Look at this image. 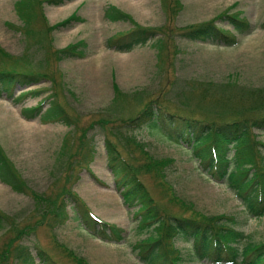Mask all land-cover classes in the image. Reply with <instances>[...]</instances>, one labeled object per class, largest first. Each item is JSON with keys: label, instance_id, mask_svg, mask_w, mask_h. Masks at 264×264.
Returning a JSON list of instances; mask_svg holds the SVG:
<instances>
[{"label": "rangeland", "instance_id": "1", "mask_svg": "<svg viewBox=\"0 0 264 264\" xmlns=\"http://www.w3.org/2000/svg\"><path fill=\"white\" fill-rule=\"evenodd\" d=\"M109 6L131 19L108 18ZM224 12L241 14L247 31L216 18ZM214 18L229 31L232 45L177 34ZM135 24L158 32L161 40L127 51L107 45ZM80 40L82 57H58L59 50ZM0 48L7 53L0 60L39 79L0 97V147L22 181L20 190L0 181V213L16 220L0 229V264H14L20 246L35 255L33 264H41L35 247L56 264H142L131 245L147 233L138 234L142 223L135 219V207L124 204L116 187L100 131L121 127L151 102L211 121L243 116L249 122L264 112V0H179V6L175 0H0ZM40 101V112L31 114L27 109ZM53 103L62 108L66 123L41 117ZM122 132L137 143L119 137L116 145L138 168L146 152L169 162L157 173L141 175L163 213L192 215L195 208L205 215L236 216L247 237L241 246L264 242V215L246 217L225 180L207 178L187 153L154 131ZM251 138L264 144L261 130L253 129ZM63 192H71L123 239L89 234L74 220L71 202L69 219L51 227L46 211ZM176 246L185 264H203L191 259L189 245Z\"/></svg>", "mask_w": 264, "mask_h": 264}, {"label": "trees", "instance_id": "2", "mask_svg": "<svg viewBox=\"0 0 264 264\" xmlns=\"http://www.w3.org/2000/svg\"><path fill=\"white\" fill-rule=\"evenodd\" d=\"M175 1L179 6V0ZM105 14L111 19H131L130 15L113 6H109ZM216 18L221 21L227 19L234 25L235 31L245 32L248 29L247 20L239 13L224 12ZM216 18L183 27L177 34L192 41H222L224 45H232L234 40H230L231 34L216 24ZM135 25L116 39L108 40L107 45L127 51L157 37L158 32ZM156 39L160 41L161 37ZM83 45V40L72 43L59 50L58 57H82ZM1 54L7 55L2 48ZM36 77V73L31 70L15 68L7 60L1 59L0 97L3 93L11 97L17 86L37 83L39 79ZM22 93L19 95L33 94L36 91ZM41 103L40 101V105L38 102L37 106L27 110L31 114H38ZM41 117L47 121L59 120L66 123L63 110L57 103L49 105ZM124 122L121 127H110L109 135L103 130L100 133L103 134L107 165L113 173L122 200L128 207H135V219L142 223V226H138V234L147 233V238L131 245L137 259L142 264H185L181 251L176 246L177 243H184L191 248V259L199 263L264 264V242H250L241 246L247 237L240 229L236 216L205 215L195 208L192 209V215L163 213L141 175L157 173L160 166L163 169L169 162L166 159L155 160L146 152L147 157L138 168L123 156L116 145L119 137H125V142H131L132 145L137 143L134 135L124 136L122 129L133 131L144 128L156 132L162 139L174 143L187 153L196 162V168L207 178L225 180L243 205L246 217L257 218L264 215V154L258 148L260 143L252 140L251 132L253 129L264 132V112L249 122L243 116L211 121L177 114L151 102ZM132 150L128 148L127 151L133 153ZM0 181L14 190L22 188L20 177L14 173L1 147ZM77 201L71 192H63L55 202L51 201L46 211L50 226L60 227L69 219L67 206L71 202L74 220L89 234L103 240L123 239L118 229L99 220L85 205H80ZM15 221L0 213V229L7 228L8 224ZM35 250L36 258L41 264H56L45 251L38 247ZM34 259L35 255H32L27 246L14 250V264H33Z\"/></svg>", "mask_w": 264, "mask_h": 264}]
</instances>
